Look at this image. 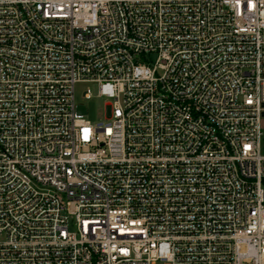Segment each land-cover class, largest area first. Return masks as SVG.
Listing matches in <instances>:
<instances>
[{
  "label": "built area",
  "instance_id": "obj_1",
  "mask_svg": "<svg viewBox=\"0 0 264 264\" xmlns=\"http://www.w3.org/2000/svg\"><path fill=\"white\" fill-rule=\"evenodd\" d=\"M263 119L264 0H0V264H264Z\"/></svg>",
  "mask_w": 264,
  "mask_h": 264
},
{
  "label": "rangeland",
  "instance_id": "obj_2",
  "mask_svg": "<svg viewBox=\"0 0 264 264\" xmlns=\"http://www.w3.org/2000/svg\"><path fill=\"white\" fill-rule=\"evenodd\" d=\"M90 89L91 97L85 98L84 92ZM75 99L78 110L92 122L104 121L106 118V103L109 99L106 96L98 95V85L96 83H78L75 87ZM263 137L261 142L262 153L264 154V119L261 122ZM156 264H169L158 262Z\"/></svg>",
  "mask_w": 264,
  "mask_h": 264
}]
</instances>
